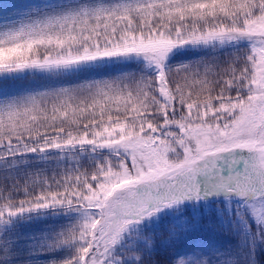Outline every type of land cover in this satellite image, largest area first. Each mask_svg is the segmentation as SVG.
I'll use <instances>...</instances> for the list:
<instances>
[{"label":"snow or ice","instance_id":"6c2138e0","mask_svg":"<svg viewBox=\"0 0 264 264\" xmlns=\"http://www.w3.org/2000/svg\"><path fill=\"white\" fill-rule=\"evenodd\" d=\"M14 7L0 264H264V0Z\"/></svg>","mask_w":264,"mask_h":264},{"label":"trees","instance_id":"16d2710c","mask_svg":"<svg viewBox=\"0 0 264 264\" xmlns=\"http://www.w3.org/2000/svg\"><path fill=\"white\" fill-rule=\"evenodd\" d=\"M33 2H39V0H0V18H2L4 15H10L15 12L16 8L14 6Z\"/></svg>","mask_w":264,"mask_h":264},{"label":"rangeland","instance_id":"374dc122","mask_svg":"<svg viewBox=\"0 0 264 264\" xmlns=\"http://www.w3.org/2000/svg\"><path fill=\"white\" fill-rule=\"evenodd\" d=\"M170 226V222L169 221H163L161 222L160 226H159V233L160 235H158L157 237V244H161L162 241L167 240V233H168V227ZM177 249H179L177 247Z\"/></svg>","mask_w":264,"mask_h":264}]
</instances>
